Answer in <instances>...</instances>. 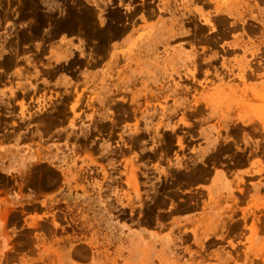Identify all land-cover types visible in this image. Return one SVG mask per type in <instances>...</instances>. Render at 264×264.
<instances>
[{
    "label": "rangeland",
    "instance_id": "rangeland-1",
    "mask_svg": "<svg viewBox=\"0 0 264 264\" xmlns=\"http://www.w3.org/2000/svg\"><path fill=\"white\" fill-rule=\"evenodd\" d=\"M0 264H264V0H0Z\"/></svg>",
    "mask_w": 264,
    "mask_h": 264
}]
</instances>
